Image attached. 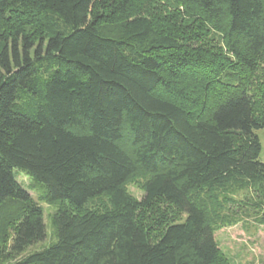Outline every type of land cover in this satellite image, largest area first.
<instances>
[{
	"label": "trees",
	"instance_id": "trees-1",
	"mask_svg": "<svg viewBox=\"0 0 264 264\" xmlns=\"http://www.w3.org/2000/svg\"><path fill=\"white\" fill-rule=\"evenodd\" d=\"M258 130L264 0H0V264H213L231 189L264 199ZM15 170L59 205L23 257L46 231Z\"/></svg>",
	"mask_w": 264,
	"mask_h": 264
},
{
	"label": "rangeland",
	"instance_id": "rangeland-1",
	"mask_svg": "<svg viewBox=\"0 0 264 264\" xmlns=\"http://www.w3.org/2000/svg\"><path fill=\"white\" fill-rule=\"evenodd\" d=\"M255 134L261 146L259 161L264 163V130L255 131ZM14 173L17 175L18 182L29 192L33 202L41 207L46 231L45 240L29 247L21 255L23 257L28 253L41 250L53 242L51 219L59 205H47L40 202L38 200L39 188L32 183L31 179L21 171L15 170ZM146 180L147 175L136 173L127 181L126 191L130 196L141 201L144 195L143 184ZM228 195L233 203L217 210L218 215L213 218L214 240L218 247V257L213 264H264V225L258 223L256 219L258 212L254 207L255 202L262 204L264 201L261 192H258L257 189L233 187ZM104 203L103 199H94L88 202L82 210L92 209L98 205L102 206ZM63 207L72 210L66 205ZM169 213L171 217H174L172 210ZM183 218L181 216L179 221H182Z\"/></svg>",
	"mask_w": 264,
	"mask_h": 264
}]
</instances>
